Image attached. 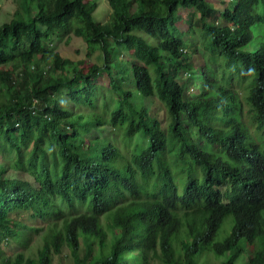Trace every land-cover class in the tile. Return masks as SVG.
I'll use <instances>...</instances> for the list:
<instances>
[{
	"label": "trees",
	"instance_id": "1",
	"mask_svg": "<svg viewBox=\"0 0 264 264\" xmlns=\"http://www.w3.org/2000/svg\"><path fill=\"white\" fill-rule=\"evenodd\" d=\"M107 1L0 24V264H264V0Z\"/></svg>",
	"mask_w": 264,
	"mask_h": 264
},
{
	"label": "rangeland",
	"instance_id": "2",
	"mask_svg": "<svg viewBox=\"0 0 264 264\" xmlns=\"http://www.w3.org/2000/svg\"><path fill=\"white\" fill-rule=\"evenodd\" d=\"M227 1V0H224ZM217 7H224L226 2L223 3L220 0H214ZM98 7L95 13V18L97 20L105 21L109 18L110 15V6L108 4L107 0H97ZM18 6V0H0V24L3 23V21H7L11 19L15 9ZM183 14H186L189 12V9H181ZM183 28L187 27V23L181 21L179 23ZM52 46L55 47L58 51L61 52V54L65 57H69L74 60H84L86 62L95 61L96 58L94 56L89 57L87 56V44L83 40V38L76 36L74 34H71L69 37H59L57 40L52 42ZM194 45L191 48H193ZM189 49V50H190ZM201 57L196 56L195 57V64L199 65L201 64ZM100 83L107 84L108 81L105 78H100ZM19 212L18 215L23 219V221L36 226H42L43 222L39 218H32L30 216V212ZM15 250H19V246L16 244H12L9 247V253H13ZM225 259V256H215L212 253H208L206 257L203 259V264H222L221 261ZM72 264V259L69 255H67V250L64 251L62 256H56L55 257V264ZM198 264L200 262L198 261Z\"/></svg>",
	"mask_w": 264,
	"mask_h": 264
}]
</instances>
